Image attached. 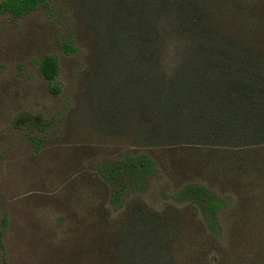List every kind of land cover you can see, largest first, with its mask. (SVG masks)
<instances>
[{
  "label": "rangeland",
  "instance_id": "obj_1",
  "mask_svg": "<svg viewBox=\"0 0 264 264\" xmlns=\"http://www.w3.org/2000/svg\"><path fill=\"white\" fill-rule=\"evenodd\" d=\"M140 1L48 0L20 19L0 15V264H117L125 216L140 203L182 215L167 264H264V196L234 195L219 214V233H212L200 208L177 202L176 195L200 183L224 196L219 180L180 163V154L134 146L127 131L107 120L96 69L113 53L118 23L140 22ZM253 1L264 8V0ZM178 7L193 13L187 3ZM246 17L252 39L264 43V18L251 11ZM225 21L238 19L230 14ZM69 43L72 53L65 50ZM46 55L60 63L58 96L39 72ZM141 152L158 165L149 189L112 204L102 163ZM134 231L148 247L156 238L151 225ZM145 252L146 264H160L153 250Z\"/></svg>",
  "mask_w": 264,
  "mask_h": 264
},
{
  "label": "trees",
  "instance_id": "obj_2",
  "mask_svg": "<svg viewBox=\"0 0 264 264\" xmlns=\"http://www.w3.org/2000/svg\"><path fill=\"white\" fill-rule=\"evenodd\" d=\"M171 1L174 5L163 7L162 0H141L140 22L118 23L113 53L106 52L96 69V88L107 97V120L127 131L134 146L170 157L175 152L182 155L180 163L219 180L228 191L224 196L200 183L176 195L177 202L200 208L206 227L219 233V214L234 195L264 196V43L252 39L246 17L251 11L264 18V8L253 0ZM47 2L3 0L0 15L20 19ZM180 2L190 5V16L179 9ZM230 14L237 23L225 21ZM65 50L72 53V43ZM39 72L50 92L60 95L58 58L44 56ZM157 172L149 152L127 154L99 169L116 206L133 193L146 192ZM141 225L156 232L149 247L133 232ZM181 225L176 209L160 213L137 204L125 216L118 243L122 252L115 262L146 264L148 248L154 260L167 264ZM3 234L2 229L0 243Z\"/></svg>",
  "mask_w": 264,
  "mask_h": 264
}]
</instances>
